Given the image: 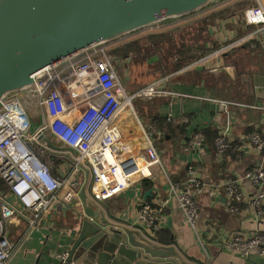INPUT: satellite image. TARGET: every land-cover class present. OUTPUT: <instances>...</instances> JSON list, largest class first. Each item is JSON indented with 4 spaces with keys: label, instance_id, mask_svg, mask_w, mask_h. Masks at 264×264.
I'll return each instance as SVG.
<instances>
[{
    "label": "crops",
    "instance_id": "0c3cea01",
    "mask_svg": "<svg viewBox=\"0 0 264 264\" xmlns=\"http://www.w3.org/2000/svg\"><path fill=\"white\" fill-rule=\"evenodd\" d=\"M252 1L227 0L220 5L226 7L242 3L246 9V5ZM260 2L264 7V0ZM232 13L228 18H220L206 25L211 41L213 45L217 42V47H212L210 40L200 42L204 44L201 48L206 51L198 59H204L202 63L196 64V60L181 69H175V65L167 69L169 63H162L157 53L154 57L145 56V62H159L156 71L162 75L136 93L153 87L157 93L132 100L133 104L136 99H142L139 103L140 115L131 104L132 107L122 110L116 117L114 125L119 134L117 148L124 157L143 160L148 143L152 142L161 156L166 174L151 173L145 181L100 206L108 210H104V213L109 222L122 229L131 228L128 224L137 225L140 207L151 204L158 210L155 223L159 231H166L170 235V243H160L156 233L154 238L147 235L145 229L150 228L145 224L140 223L131 229L140 232L153 244L175 248L184 261H189L186 258L189 257L203 264H264V256L256 251L250 256H243L225 247L226 240L233 234L264 233V220L256 218L255 211L248 203H242L237 214L229 210L230 201L222 188L228 181H240L239 193L248 200L254 194V187L243 176L254 166L264 167V155L249 142V136L253 133L264 135V47L257 35L249 38L256 32V27L251 25L254 20L238 18L237 13ZM187 19H202L203 22L209 18ZM216 22L220 31L214 35L211 25ZM201 30L202 33L195 32L198 37L205 32ZM119 44L121 41L108 49L115 50ZM115 59L121 65L122 62L128 64L133 58L125 56ZM176 59H173L175 64ZM156 119L186 125L184 134H177L179 137L176 140L167 132H161ZM205 127L216 130L217 136L227 132L229 140L241 150L219 157L214 145L217 136L206 139L196 147L194 136ZM189 165L195 168L201 182L197 201L198 230L202 243L186 223L170 189L171 183L182 185ZM149 191L152 192L145 199ZM82 209V202L78 201L74 202L72 208L58 207L35 228L30 226L28 214L18 215L6 226L8 239L13 246V255L8 264H59L58 257L70 253L83 222L87 221L86 215L81 214ZM114 229L113 226L103 229L102 235L110 236V231ZM115 239L127 242L123 234L119 237L113 234L111 240L98 236L88 239L77 251L75 264H172L171 258H152L141 250L138 252H142L143 257L131 262L114 253Z\"/></svg>",
    "mask_w": 264,
    "mask_h": 264
},
{
    "label": "built area",
    "instance_id": "2783aa9c",
    "mask_svg": "<svg viewBox=\"0 0 264 264\" xmlns=\"http://www.w3.org/2000/svg\"><path fill=\"white\" fill-rule=\"evenodd\" d=\"M245 12L254 20L251 25L256 27L249 38L257 35L264 47V7L260 0L250 2ZM119 71L125 72L121 66L119 70L115 67L108 48H100L53 69L34 85L36 116L28 111L21 94L1 103L0 184L4 187L0 188V264H8L13 255L6 226L18 215L28 214L30 226L35 228L58 207L72 208L75 201L81 202L86 170L89 172L88 195L99 206L134 188L151 173L166 174L152 142L148 143L143 160L124 157L117 148L119 134L114 121L122 110L129 109L127 101L132 104L138 96L157 93L153 87L129 94ZM201 139L200 133L194 136L196 147L200 146ZM249 142L264 155V135L253 133ZM214 145L219 157L241 150L229 140L227 132L219 134ZM243 179L254 187V194L248 200L239 193L240 181L231 180L222 186L230 201L229 210L237 214L246 202L255 211L256 218L264 220V167L248 169ZM170 189L186 223L202 243L197 201L201 182L195 168L189 165L182 185L171 183ZM157 212L151 204H143L137 225L128 226L135 228L140 223L145 224L150 228L145 232L154 238L159 231L155 223ZM81 214L85 216L83 209ZM225 247L243 256L255 251L264 256V233L233 234L226 240ZM58 258L65 262L68 254Z\"/></svg>",
    "mask_w": 264,
    "mask_h": 264
},
{
    "label": "water",
    "instance_id": "95a60500",
    "mask_svg": "<svg viewBox=\"0 0 264 264\" xmlns=\"http://www.w3.org/2000/svg\"><path fill=\"white\" fill-rule=\"evenodd\" d=\"M227 0H0V106L27 92L53 69L108 48L134 34L168 21L184 20ZM114 61H117L114 59ZM89 172L80 199L87 221L68 258L59 264H75L82 244L93 236L115 239L114 253L131 262L143 257L171 258L172 264H203L184 261L173 247L151 243L140 232L118 228L106 218L87 192ZM145 194V199L151 194ZM118 222L119 220L116 219ZM115 220V221H116ZM115 228L109 235L103 229ZM101 235V236H100ZM145 257V256H144Z\"/></svg>",
    "mask_w": 264,
    "mask_h": 264
},
{
    "label": "rangeland",
    "instance_id": "374dc122",
    "mask_svg": "<svg viewBox=\"0 0 264 264\" xmlns=\"http://www.w3.org/2000/svg\"><path fill=\"white\" fill-rule=\"evenodd\" d=\"M232 6L231 5L226 6V7H224V5H220L219 7H217L216 5L211 6L206 11L199 13L193 17V18H209L208 19L209 21L205 23L202 22V19H194L195 21L193 20L190 21L191 19L177 20V21H173L169 25H166L165 24L166 22L160 23L151 29L144 30V31L137 33V35L133 37L134 40L146 37L150 34L166 33L170 31L174 33L173 34L174 38H172V41L167 40L166 43L162 44L161 45L162 48L157 52L151 50L150 48H148L149 50H144L142 54L137 56V59L135 60L132 59V61L130 62L128 61L129 62L128 64H125L124 62H122V64L120 65V63L118 64L117 62H115V67L118 70L120 69V66H121V69L123 68V70L125 71V72L119 71V76L121 80L123 81L126 90L128 92L131 91V93H136L138 90L142 89L143 87H146L156 82L161 77L162 74L156 71L157 67L159 66V62L154 61V60L145 62L146 55L154 57V54L157 53L158 58L161 59L162 63L170 64V65L169 64L167 65V69H169V66L171 69L175 65V62L173 59L177 55V51H179L180 53L183 50V44H193L195 40L197 39L198 40L197 45L199 47H202L204 44L201 45L200 42L205 43V41L212 40V37L210 38V34L207 31L208 30V27L206 26L207 24H210L212 23V21L218 20L220 18H228V16L233 14L232 12L237 13L239 16L238 18H249L246 12H244L245 8L242 5V3H240L239 5L237 4V5H232ZM191 24H194V27H191L190 26ZM218 25L219 24L217 22L211 25V29L213 28L211 31L212 33H214V35L218 34V32L220 31ZM206 27L207 29L205 30ZM201 29H203L205 32H203L204 34L201 35V37H198L196 33H202ZM208 36H209V39H208ZM133 39H130V40H133ZM130 40L126 39L125 41H130ZM125 41H121V44H119V46L124 44ZM210 43L212 47L214 46L215 48L217 47L216 46L217 42L215 43V45H213L214 44L213 41H211ZM170 53H172V55ZM179 57L181 58V54L179 55ZM34 90L35 88H32L28 90L27 92L22 93L21 96L23 98V101L28 111L35 115V113L37 112L36 110L37 97H36V93ZM141 100L142 99H136L132 104L134 105L135 110L139 113V115L141 114V111H140L141 104H139Z\"/></svg>",
    "mask_w": 264,
    "mask_h": 264
},
{
    "label": "trees",
    "instance_id": "16d2710c",
    "mask_svg": "<svg viewBox=\"0 0 264 264\" xmlns=\"http://www.w3.org/2000/svg\"><path fill=\"white\" fill-rule=\"evenodd\" d=\"M207 20L208 19H205L203 23L207 22ZM172 22L173 21H169V22H166L165 24L169 25ZM190 26L194 27V24H191ZM173 34L174 33H172V31L166 32V33H157V34L155 33V34H150L146 37L135 39V40L133 39V37L136 36L137 34H134L132 37L129 38V40L130 39H133V40L125 41L124 44L117 47L115 50L108 49V53L111 55L113 59L120 58V57L125 58V56H128V57L130 56L135 60L137 59L138 55L144 52V50H149L148 48H150L151 50L155 52L159 51L162 48L161 45L166 43L167 40L172 41V38H174ZM197 44H198L197 39L195 40L193 44H183V50L180 53L179 51H177V55L175 56V58L177 57L175 69H181L182 67L194 62L195 60H198L206 52L204 48L199 47ZM170 54L172 55V53ZM180 54H181V58L179 57ZM149 57H152V56H149ZM156 121H158L159 126H161L159 127L161 132L163 133L167 132L171 137L175 138L176 140H178L179 136L184 134V131L186 128V125L184 124L179 125V124L172 123V122L167 123L164 121H160L159 119H156ZM176 125H179L180 127ZM199 133L201 134V137H202V142H201L202 144L206 141V139H210V138L212 139V137L215 139V137L218 134V132L212 129L211 127H205ZM55 163L56 165L59 164L58 161H55ZM52 171L55 172V169H53ZM3 187L4 185L0 184V188H3ZM156 239L160 243L168 244L170 243L171 237L168 233H166V231L160 230L156 232Z\"/></svg>",
    "mask_w": 264,
    "mask_h": 264
},
{
    "label": "bare ground",
    "instance_id": "6f19581e",
    "mask_svg": "<svg viewBox=\"0 0 264 264\" xmlns=\"http://www.w3.org/2000/svg\"><path fill=\"white\" fill-rule=\"evenodd\" d=\"M127 103H128V108H130V106H131L130 101L128 100Z\"/></svg>",
    "mask_w": 264,
    "mask_h": 264
}]
</instances>
